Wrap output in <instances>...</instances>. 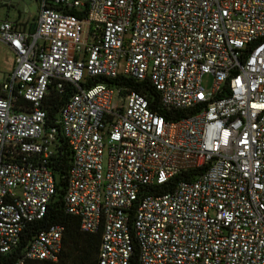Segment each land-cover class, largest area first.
<instances>
[{
    "label": "built area",
    "instance_id": "built-area-1",
    "mask_svg": "<svg viewBox=\"0 0 264 264\" xmlns=\"http://www.w3.org/2000/svg\"><path fill=\"white\" fill-rule=\"evenodd\" d=\"M36 1L25 25L0 17L15 56L0 80V254L46 216L61 133L65 210L101 230L98 264H132L136 249L138 264H264V0ZM121 75L182 116L93 82ZM67 86L51 123L47 97ZM64 231H39L14 264L58 261Z\"/></svg>",
    "mask_w": 264,
    "mask_h": 264
},
{
    "label": "trees",
    "instance_id": "trees-1",
    "mask_svg": "<svg viewBox=\"0 0 264 264\" xmlns=\"http://www.w3.org/2000/svg\"><path fill=\"white\" fill-rule=\"evenodd\" d=\"M108 82L115 85H126L132 89L143 92L154 109L168 119H178L182 115L177 112L168 110L161 104L158 91L149 81H137L135 79L119 76L117 78L96 77L93 82ZM73 88L67 86L65 90L60 91L51 89L46 102L48 115L51 123L56 122L61 107L66 103ZM72 162V150L63 135L59 133V144L56 148L55 155L50 162L57 181V192L53 201L49 205L46 216L40 220L30 222L24 230L19 246L10 253L0 254V264H14L22 256L23 250L29 241L41 230L48 228L53 224H61L65 227L63 236V251L58 261L33 260L29 259L26 264H98V253L101 244V230L96 233L83 232L80 228V218L69 214L65 210L64 196L68 184V176ZM191 173H182L172 179L169 185L161 186L166 189L174 185L183 178H188ZM138 249L132 264L137 262Z\"/></svg>",
    "mask_w": 264,
    "mask_h": 264
},
{
    "label": "rangeland",
    "instance_id": "rangeland-1",
    "mask_svg": "<svg viewBox=\"0 0 264 264\" xmlns=\"http://www.w3.org/2000/svg\"><path fill=\"white\" fill-rule=\"evenodd\" d=\"M37 11L38 2L36 0H14L13 7H11L9 13H7V9L4 7L0 9V17L8 18L12 21L21 20L25 25V22L30 19L28 12L35 15ZM14 65V53L8 47L0 43V80L6 79V77L14 70ZM202 84L207 91H210L213 86L212 75H204Z\"/></svg>",
    "mask_w": 264,
    "mask_h": 264
},
{
    "label": "crops",
    "instance_id": "crops-1",
    "mask_svg": "<svg viewBox=\"0 0 264 264\" xmlns=\"http://www.w3.org/2000/svg\"><path fill=\"white\" fill-rule=\"evenodd\" d=\"M10 9H11V8H8V9H7V13H9V12H10Z\"/></svg>",
    "mask_w": 264,
    "mask_h": 264
}]
</instances>
